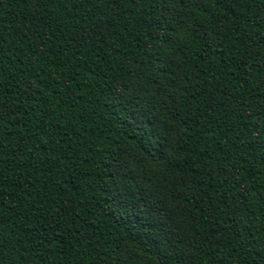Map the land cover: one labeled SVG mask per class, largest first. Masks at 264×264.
Returning a JSON list of instances; mask_svg holds the SVG:
<instances>
[{"label": "trees", "instance_id": "16d2710c", "mask_svg": "<svg viewBox=\"0 0 264 264\" xmlns=\"http://www.w3.org/2000/svg\"><path fill=\"white\" fill-rule=\"evenodd\" d=\"M0 264H264V0H0Z\"/></svg>", "mask_w": 264, "mask_h": 264}]
</instances>
